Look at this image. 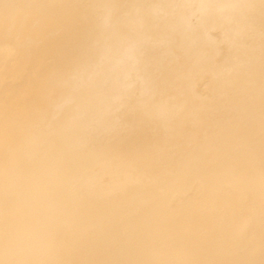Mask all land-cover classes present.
I'll list each match as a JSON object with an SVG mask.
<instances>
[{"label":"bare ground","instance_id":"6f19581e","mask_svg":"<svg viewBox=\"0 0 264 264\" xmlns=\"http://www.w3.org/2000/svg\"><path fill=\"white\" fill-rule=\"evenodd\" d=\"M0 264H264V0H0Z\"/></svg>","mask_w":264,"mask_h":264}]
</instances>
